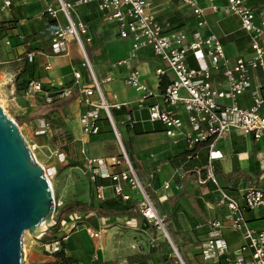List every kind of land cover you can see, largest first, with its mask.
Returning a JSON list of instances; mask_svg holds the SVG:
<instances>
[{"label":"crops","instance_id":"0c3cea01","mask_svg":"<svg viewBox=\"0 0 264 264\" xmlns=\"http://www.w3.org/2000/svg\"><path fill=\"white\" fill-rule=\"evenodd\" d=\"M147 1L153 5L152 13L163 26L184 28L188 32H199L201 35L211 33L218 35L230 58L251 56L250 41L241 30L239 18L223 12L216 15L208 9L209 24L199 27V20L194 16L190 6L182 0ZM194 1L200 7L210 6L207 0ZM248 1L249 6L253 8L264 6V0ZM215 2L220 6L226 3L224 0ZM12 7L10 11L0 12V27L4 29L0 33L1 80L5 79L4 84L10 83L13 85L12 88H15L17 73L11 70L10 65L23 61L27 65L25 53L34 52L35 61L29 65H35L42 85L55 89L53 93L66 89L75 96L72 104L57 113L71 133L80 139L81 116L89 110V106L85 104L87 96L80 91V87L92 86V78L83 67V55L79 47L72 41L68 55L54 53L51 32L55 28V23L36 19L45 8L43 2L29 0L28 4L23 5L16 1ZM79 13L83 17V22L89 25L92 41L87 46L88 55L92 59L96 75L103 84L105 97L113 103H125L122 109H113V112L116 113L114 118L134 166L155 201L158 211L169 218V226L172 227L175 235V239L171 235L172 240L183 250L187 262L204 264L200 253L201 246L209 235L206 224L216 219L228 222L229 218L227 209L217 206L220 197L219 186L211 182L200 184L197 181L196 173L203 172L209 162V150L205 145L199 146L196 149L199 157L187 160L188 151L185 143L182 140L175 143L174 139L165 135L164 126L160 122H148L147 111L138 109L137 102L141 91L128 87L124 82L131 71L140 70L141 82L148 88L154 91L163 89L156 73L158 68L163 67V63L151 48H143L133 57L132 41L119 37L117 25L103 20L96 5L81 6ZM9 24L15 29L8 30ZM32 26L36 32L48 30V37L39 41L31 40L29 33ZM8 36L12 40L11 46L5 45L2 41ZM3 65L5 69L1 68ZM76 72L82 74L79 84H75ZM249 76L252 87L245 96L238 99L245 107L251 104L250 94L261 85L262 71L260 69L251 71ZM107 77H111L112 80L104 83ZM218 84L219 87H224L222 76L218 78ZM261 94L264 96V88H261ZM114 95L117 96L115 101H113ZM91 98L96 100L97 95ZM41 118L36 119L39 120V124L43 123ZM129 118H132L135 124ZM100 126L101 131L97 135L87 137L83 134L84 143L87 139L91 142L87 149L84 148V154L86 151L90 158L119 155L115 136L108 121L105 120L103 111ZM135 126L141 127L142 133L136 134ZM215 145L218 150L224 152L223 159L214 161L213 165L219 174V183L225 193L240 199L242 192L251 186L264 189V136L255 139L240 131H233L216 141ZM59 168L63 169L62 166ZM85 170L88 175L86 162ZM101 183L106 187L105 194L108 200L114 199L110 181ZM131 194L134 198L138 197L135 191H131ZM92 203L94 204V198ZM129 204L136 206L134 203ZM246 215L252 227L261 226L259 213L246 212ZM81 216L76 228H73V224L60 223L54 233L55 239L66 237L65 253L77 264H171L173 253L171 245L140 214L134 217L126 215L99 218L96 213L91 212ZM87 227H91L93 233L99 232L100 237L89 234ZM226 238L232 247L242 243L241 235L230 230L226 231ZM31 248L29 251H32ZM55 261L54 256L47 254L43 262L52 264Z\"/></svg>","mask_w":264,"mask_h":264},{"label":"built area","instance_id":"2783aa9c","mask_svg":"<svg viewBox=\"0 0 264 264\" xmlns=\"http://www.w3.org/2000/svg\"><path fill=\"white\" fill-rule=\"evenodd\" d=\"M16 1L23 5L29 3V0H0V12L10 11ZM36 1L43 2L45 7L36 19L55 23L51 32L54 53L68 55L70 44L75 42L83 55V67L92 78V86L80 87V91L87 96L85 104L89 106V110L81 116L82 133L87 137L100 133L103 111L118 146L117 156L88 157L85 160L91 183L95 186L92 213H96L100 202L108 200L106 187L101 182L110 181L114 198L125 204L134 203L142 218L151 223L169 242L173 250L171 264H188L180 251L175 249L168 231L170 220L158 211L134 166L114 118L113 109L120 110L125 103L108 101L103 84L89 59L87 46L92 38L89 25L80 18L79 7L90 4L96 5L103 20L117 25L119 37L132 41L133 57L139 50L149 47L163 63V67L158 68L156 72L158 82L163 86L160 91H154L142 84L140 70L131 71L124 80L128 87L141 91L137 102L138 109L147 111L148 122H160L164 126L165 135L174 139L175 143L182 140L189 152V161L199 157L196 150L199 146L205 145L209 150V162L203 172L196 173L197 181L200 184L211 182L219 186L220 197L217 206L226 208L229 218L228 222L216 219L206 224L209 235L201 246L203 263L264 264V189L251 186L242 192L240 199L229 196L223 191L219 174L213 165L214 161L224 157V152L216 148L215 142L231 132L240 131L255 139L264 136V96L261 94V88H264V6L253 8L249 6L248 0H224L226 3L220 6L215 4L216 0H207L210 6L205 8L198 6L194 0H182L190 6L199 20V27L209 24L208 9L216 15L223 12L239 18L241 30L249 38L252 54L249 57L238 56L232 59L218 35H201L199 32H188L184 28L163 26L152 13L153 5L147 0ZM13 28L11 24L7 27L8 30ZM2 31L4 29L0 27V33ZM2 41L7 46L12 45L9 36ZM25 56L28 63L35 61L34 52H26ZM258 69L262 71L261 85L250 94V106H242L238 99L250 91V72ZM221 76L224 87H219L218 84V78ZM81 78L82 74L76 72L75 84H79ZM111 80V77H107L104 83ZM61 91L62 97L70 95L66 89ZM38 93L46 98L50 94L42 89L41 82L32 81L26 94ZM95 94L97 98L93 100L91 97ZM116 99L117 96L114 95L113 101ZM129 119L135 124L132 118ZM42 122V130L50 128V123ZM131 191H135L138 197L134 198ZM61 206L62 204H56V208L60 209ZM246 212L259 213L261 226L252 227ZM71 216L65 217L70 218L69 223H66L64 218L62 224H73V228H76L80 216L75 214V219ZM92 230L87 227L89 234L99 238V232L93 233ZM229 230L241 235L242 243L239 246L232 247L229 244L226 238V231ZM65 240L66 237L61 236L52 242H44L43 246L49 253H54L61 249Z\"/></svg>","mask_w":264,"mask_h":264},{"label":"rangeland","instance_id":"374dc122","mask_svg":"<svg viewBox=\"0 0 264 264\" xmlns=\"http://www.w3.org/2000/svg\"><path fill=\"white\" fill-rule=\"evenodd\" d=\"M80 17L81 19L83 18L82 15ZM0 59H2L1 49ZM89 59L92 63L90 56ZM24 66V61L10 65L11 70L17 73L14 83L15 88H12L13 85L10 83L4 84L6 80H1L0 78V105L18 123L24 138L27 139L32 148V153L37 162L43 165L45 171H47L54 189L56 204H62L60 209L76 201L84 204H93L95 187L91 183L89 175L86 174L85 158H88V154H86V151L84 154V148L87 149L91 142L87 139V142L84 143L82 132L81 138L77 139L68 129L65 122L62 121L58 113H47L43 106H39L36 103L37 100L45 98L41 93L34 95L26 94V90L21 86L22 82L18 80ZM2 67L4 68V65ZM38 118L50 123V128L42 130L39 127L41 126L38 122L39 120H36ZM60 166L63 169H60ZM60 209L56 208L55 217L59 215ZM80 214L83 213H77L76 215L82 217ZM71 218L75 219V215H72ZM68 219L70 218L64 219L67 221L66 223L70 222ZM71 221L74 222L72 219ZM168 231L175 239L171 226L168 227ZM44 239L33 237L29 231L24 233L22 252L26 260L25 264H45L43 261L47 254L53 256L52 253L48 252V249L47 251L43 247ZM174 246L175 249L177 248L180 251L182 257L187 262L186 255L175 241ZM30 247H32V251H29Z\"/></svg>","mask_w":264,"mask_h":264},{"label":"water","instance_id":"95a60500","mask_svg":"<svg viewBox=\"0 0 264 264\" xmlns=\"http://www.w3.org/2000/svg\"><path fill=\"white\" fill-rule=\"evenodd\" d=\"M54 189L18 123L0 105V264H25L23 235L43 238L63 221L55 217Z\"/></svg>","mask_w":264,"mask_h":264},{"label":"trees","instance_id":"16d2710c","mask_svg":"<svg viewBox=\"0 0 264 264\" xmlns=\"http://www.w3.org/2000/svg\"><path fill=\"white\" fill-rule=\"evenodd\" d=\"M10 23V22H8ZM48 30H40L39 32L35 31V28L32 26L30 28L29 37L33 41H39V39H45L48 37ZM21 74L18 77V80L22 82L23 86L22 88L27 90V87L32 81H38L40 82V77L38 76V73H36L35 65H27L24 66L23 70L20 72ZM21 88V87H20ZM42 89L44 91L49 92L48 98H42L40 100H37V104L40 106H43L47 113L55 114L57 112H60V110L66 106H69L73 103L75 96L69 95L67 97L61 96V90L57 91V93H53L55 89L48 88L45 85H42ZM63 90V89H62ZM44 96V95H43ZM125 113V112H123ZM114 117H116V113L113 112ZM134 132L136 134L142 133L141 127L134 128ZM189 155V152H187ZM94 210V204H84L81 202H74L71 204L65 205L62 209H60V212L63 213V219L67 216H71L77 213H91ZM59 212V214H60ZM139 214V210L136 206H132L129 203H123L117 199H109L105 202H100L96 208V215L99 218H110V217H125L126 215L129 217H134ZM62 223V222H61ZM57 229V228H56ZM56 229L51 232L44 235V240L46 241H53L55 239L54 233ZM56 261L52 264H77L72 258L67 257L64 249V242H62L61 249L57 252L52 253Z\"/></svg>","mask_w":264,"mask_h":264}]
</instances>
